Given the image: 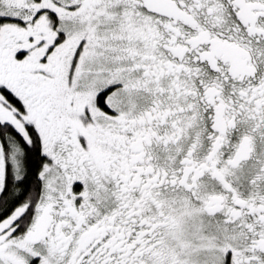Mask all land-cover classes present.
I'll use <instances>...</instances> for the list:
<instances>
[{
  "label": "snow or ice",
  "instance_id": "1",
  "mask_svg": "<svg viewBox=\"0 0 264 264\" xmlns=\"http://www.w3.org/2000/svg\"><path fill=\"white\" fill-rule=\"evenodd\" d=\"M0 264H264V0H0Z\"/></svg>",
  "mask_w": 264,
  "mask_h": 264
}]
</instances>
